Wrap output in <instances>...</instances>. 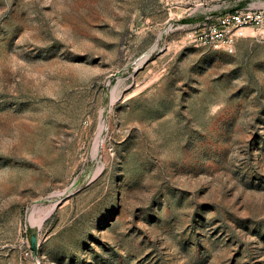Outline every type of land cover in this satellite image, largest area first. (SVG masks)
Listing matches in <instances>:
<instances>
[{"label": "rangeland", "instance_id": "374dc122", "mask_svg": "<svg viewBox=\"0 0 264 264\" xmlns=\"http://www.w3.org/2000/svg\"><path fill=\"white\" fill-rule=\"evenodd\" d=\"M234 8L0 0V264H264V28L196 41Z\"/></svg>", "mask_w": 264, "mask_h": 264}, {"label": "built area", "instance_id": "2783aa9c", "mask_svg": "<svg viewBox=\"0 0 264 264\" xmlns=\"http://www.w3.org/2000/svg\"><path fill=\"white\" fill-rule=\"evenodd\" d=\"M264 28V8H234L212 23H204L200 28L198 41L202 45L225 48L229 53L235 52V42L239 38L247 37L246 30Z\"/></svg>", "mask_w": 264, "mask_h": 264}, {"label": "bare ground", "instance_id": "6f19581e", "mask_svg": "<svg viewBox=\"0 0 264 264\" xmlns=\"http://www.w3.org/2000/svg\"><path fill=\"white\" fill-rule=\"evenodd\" d=\"M253 33L252 30H246V35L247 37L249 35H251ZM254 36V35H253ZM54 208L55 206L53 207H48V208H41V209H38L36 207H34L32 209V212H31V220L35 223H37L40 227L42 226V224L44 223V221L51 216V214L53 213L54 211Z\"/></svg>", "mask_w": 264, "mask_h": 264}, {"label": "water", "instance_id": "95a60500", "mask_svg": "<svg viewBox=\"0 0 264 264\" xmlns=\"http://www.w3.org/2000/svg\"><path fill=\"white\" fill-rule=\"evenodd\" d=\"M31 239H32V249L35 250L37 248V235L35 233H32Z\"/></svg>", "mask_w": 264, "mask_h": 264}, {"label": "trees", "instance_id": "16d2710c", "mask_svg": "<svg viewBox=\"0 0 264 264\" xmlns=\"http://www.w3.org/2000/svg\"><path fill=\"white\" fill-rule=\"evenodd\" d=\"M190 23H193V21H191Z\"/></svg>", "mask_w": 264, "mask_h": 264}]
</instances>
